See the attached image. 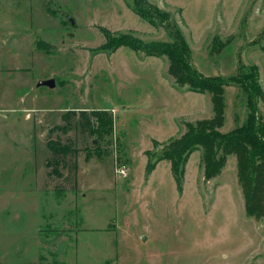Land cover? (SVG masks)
Masks as SVG:
<instances>
[{
  "label": "rangeland",
  "instance_id": "374dc122",
  "mask_svg": "<svg viewBox=\"0 0 264 264\" xmlns=\"http://www.w3.org/2000/svg\"><path fill=\"white\" fill-rule=\"evenodd\" d=\"M148 2L172 15L201 74H257L264 91V0ZM133 4L0 0V264H264V218L246 215L235 156L206 181L195 151L181 192L168 161L147 173L185 123L214 111L209 94L176 84L165 58L102 49L103 30L171 41ZM225 98L223 133L248 115L241 86ZM258 107L264 123V99ZM81 110L92 131L79 116L64 121Z\"/></svg>",
  "mask_w": 264,
  "mask_h": 264
},
{
  "label": "trees",
  "instance_id": "16d2710c",
  "mask_svg": "<svg viewBox=\"0 0 264 264\" xmlns=\"http://www.w3.org/2000/svg\"><path fill=\"white\" fill-rule=\"evenodd\" d=\"M132 12L152 27H165L171 33L170 42H145L133 35L123 34L113 36L103 30L106 43L103 50L114 54L123 47L130 48L145 57L165 58L169 63L168 73L175 78L180 88H186L198 94H209L212 101L214 117L211 119L188 122L186 132L179 138L173 139L158 156L155 162L147 165V173L152 174L158 164L168 161L171 172L179 188L183 191L186 166L190 155L202 151L205 180L219 177L226 166L228 158H237V171L240 186L243 188L245 211L249 218L262 220L264 218V123L259 113L258 102L264 99V91L259 84L257 74L249 78L238 74L225 80L221 77H206L201 74L191 62L192 49L183 31L173 24L172 15L152 5L148 0H133ZM241 86L248 93V115L242 125L234 130L223 133L220 129L225 125L227 87ZM93 114L100 125L111 124L113 117L110 112L94 110ZM77 116L85 131H92L91 117L87 111H68L63 116L69 123ZM49 147L58 153L60 144L49 142Z\"/></svg>",
  "mask_w": 264,
  "mask_h": 264
},
{
  "label": "water",
  "instance_id": "95a60500",
  "mask_svg": "<svg viewBox=\"0 0 264 264\" xmlns=\"http://www.w3.org/2000/svg\"><path fill=\"white\" fill-rule=\"evenodd\" d=\"M45 86L54 88L56 86V83L53 80H45L39 83V87H45Z\"/></svg>",
  "mask_w": 264,
  "mask_h": 264
},
{
  "label": "crops",
  "instance_id": "0c3cea01",
  "mask_svg": "<svg viewBox=\"0 0 264 264\" xmlns=\"http://www.w3.org/2000/svg\"><path fill=\"white\" fill-rule=\"evenodd\" d=\"M198 94V93H197ZM200 95H202V94H200ZM211 103H212V101H211ZM211 119V118H210Z\"/></svg>",
  "mask_w": 264,
  "mask_h": 264
}]
</instances>
